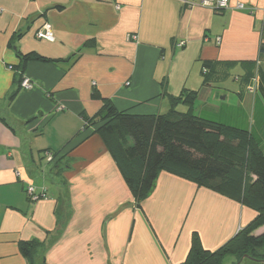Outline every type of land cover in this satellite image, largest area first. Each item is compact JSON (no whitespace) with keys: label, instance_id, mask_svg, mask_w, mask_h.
<instances>
[{"label":"crops","instance_id":"1","mask_svg":"<svg viewBox=\"0 0 264 264\" xmlns=\"http://www.w3.org/2000/svg\"><path fill=\"white\" fill-rule=\"evenodd\" d=\"M242 1L247 10L216 12L179 0H0V120L12 128L0 121V264H26L19 243L44 241L55 229L47 153L70 159L63 177L73 210L47 264H182L196 229L187 227L180 188L224 219L219 241L200 238L205 250L253 220L251 210L165 172L136 209L100 137L81 132L82 115L93 117L102 100L131 115L165 114L186 89L197 92L195 116L247 132L264 155V0ZM45 23L53 42L36 37ZM30 53L47 61L27 62L22 80L31 88L23 89L14 79ZM203 63L213 71L205 85ZM252 77L258 90L247 87ZM28 184L46 198L30 202Z\"/></svg>","mask_w":264,"mask_h":264},{"label":"trees","instance_id":"2","mask_svg":"<svg viewBox=\"0 0 264 264\" xmlns=\"http://www.w3.org/2000/svg\"><path fill=\"white\" fill-rule=\"evenodd\" d=\"M259 52L264 53V44L260 45ZM28 61L47 60L34 53L21 56L19 72L14 79L18 87ZM212 72L209 64H202L204 85L210 83ZM255 81L258 90V78L252 77L247 87L254 85ZM18 92L14 90L9 101ZM196 97V91L184 89L178 97L171 99L167 113L157 115H131L118 111L111 101L102 100L100 110L93 117L82 115L81 132L93 129L92 134L100 137L136 209L141 208L152 192L159 174L165 172L255 213L247 226L215 251L203 249L199 236L192 233L189 251L182 264H224L228 257L234 258L236 263L246 259L264 264V232L253 234L264 225V155L247 132L195 116L193 104ZM179 105L186 107L187 111H178ZM0 121L12 130L4 119ZM81 132L72 140L77 139ZM47 155H50L48 165L51 166L52 177L57 181L56 224L46 240L19 243V253L26 264H47L45 254L61 237L73 212L69 186L63 177L66 169L70 168V159L58 153H47L44 159ZM41 194L46 195L45 192Z\"/></svg>","mask_w":264,"mask_h":264},{"label":"rangeland","instance_id":"3","mask_svg":"<svg viewBox=\"0 0 264 264\" xmlns=\"http://www.w3.org/2000/svg\"><path fill=\"white\" fill-rule=\"evenodd\" d=\"M220 21L222 22V19H220ZM229 75H230L229 78L226 80L227 84L232 86V87L236 86L233 83V80H234V77H236V75H238V74H234L233 71H230ZM196 107H197V104L195 105L194 108H196ZM178 110L182 111L184 109L182 107H179ZM171 176H173V175H171ZM176 178H178V177H176ZM178 179L186 181L182 178H178ZM189 183H191V182H189ZM191 184L195 185L194 183H191ZM202 189H204V188H202ZM257 191H259V189H257ZM175 192L177 193V197H178L179 201L184 199V200H187V202H188L187 206L184 210V216L187 219L186 223L189 224L187 227H192V226L195 227V229H196V230H194L195 233L199 236V238L203 239V241L206 245H212L213 240L216 242L219 241L218 238L220 236V233L218 232V230H219V228L222 227L221 225L223 224L224 219H222V217H218V215H219L218 214V208H215L212 203L206 202V199H200L198 197H196L194 199L195 194L193 193V196L189 195V194H187V192H184L183 188L177 189V190H175ZM221 197H223V196H221ZM190 198H191V200H190ZM237 221H238V223L243 225V222H242L243 220L241 221V217H239L237 219ZM245 226H243V227H245ZM263 232H264V225L261 226L258 230H256L253 234L258 235V234H262ZM200 241H201V239H200ZM236 262L237 261L234 258L228 257L225 260L224 264H258V263L252 262V261H248L246 259L241 260L239 263H236Z\"/></svg>","mask_w":264,"mask_h":264},{"label":"built area","instance_id":"4","mask_svg":"<svg viewBox=\"0 0 264 264\" xmlns=\"http://www.w3.org/2000/svg\"><path fill=\"white\" fill-rule=\"evenodd\" d=\"M183 6L186 7H202L206 9H210L216 12L224 11L227 9H234V10H247L248 6L242 1V0H179ZM254 10V9H253ZM36 37L39 40H45L47 42H53L54 36L51 30V25L48 23L43 24L42 28L37 31ZM216 44L220 43V38H216L215 40ZM179 47L183 46V44H179ZM256 84V81L254 82ZM20 86L23 89H30L31 85L28 82V80L24 79L22 80ZM47 160H50V155H48ZM18 176V174H17ZM25 193L30 200V202H35L39 199H45V194H35V188L28 184L25 188Z\"/></svg>","mask_w":264,"mask_h":264}]
</instances>
